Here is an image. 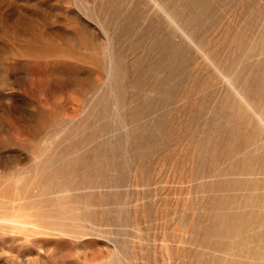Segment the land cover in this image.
<instances>
[{
  "label": "rangeland",
  "instance_id": "obj_1",
  "mask_svg": "<svg viewBox=\"0 0 264 264\" xmlns=\"http://www.w3.org/2000/svg\"><path fill=\"white\" fill-rule=\"evenodd\" d=\"M160 1L264 102V0ZM232 100L151 0H0V264H214L255 153Z\"/></svg>",
  "mask_w": 264,
  "mask_h": 264
},
{
  "label": "bare ground",
  "instance_id": "obj_2",
  "mask_svg": "<svg viewBox=\"0 0 264 264\" xmlns=\"http://www.w3.org/2000/svg\"><path fill=\"white\" fill-rule=\"evenodd\" d=\"M151 1L155 4L166 23L174 29L180 39L186 43L188 47L193 49L200 58L213 69L218 77V86L220 84L230 93L233 99V107L237 109L238 114L253 123L254 126L252 144L254 145L255 153L252 155L245 153L241 154L237 165L230 168L232 171L235 169V171L243 175V179L238 181L237 185L243 186L247 190L246 199L243 200V202L238 203V206H242L241 210L237 217L233 218L228 229L224 228L225 225H223L222 222H214L215 225L212 228L213 234L222 238L232 237L233 240L227 242L223 253L221 252L220 255L213 258V263L264 264V102H261V100L254 101L248 97L249 95H246L244 91L245 88L236 81L235 76L237 68H225L221 66L222 64L218 62L220 59L218 61L215 60L212 55H210L209 51H206L204 46L198 41V38H196L197 36H195L193 30H190L188 26L179 19L177 14L168 8L162 1ZM260 24L261 27L259 31H256V38H253L252 41H250L249 45L243 52V57L241 58L244 61L254 59L256 71L260 74V79L264 81V19ZM256 25H258V23ZM242 49H244V47ZM238 54L236 52V55ZM213 55L215 54L213 53ZM233 58L234 57H232L231 60H233ZM238 64L236 66H238ZM250 65L251 64L248 66ZM238 80H240V78ZM247 86L249 87L250 85L248 84ZM251 91L253 92V90ZM256 98L259 99V97ZM216 243L217 246L221 245L220 241H217Z\"/></svg>",
  "mask_w": 264,
  "mask_h": 264
}]
</instances>
